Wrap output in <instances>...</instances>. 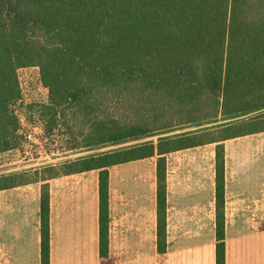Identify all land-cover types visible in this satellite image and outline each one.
Returning a JSON list of instances; mask_svg holds the SVG:
<instances>
[{"label":"trees","instance_id":"1","mask_svg":"<svg viewBox=\"0 0 264 264\" xmlns=\"http://www.w3.org/2000/svg\"><path fill=\"white\" fill-rule=\"evenodd\" d=\"M29 66L49 90L38 105L46 131L66 114L85 125L81 155L65 172L101 170L102 253L108 167L156 154L161 240L164 154L197 144L190 140L201 132L170 133L221 119L232 129L264 111V0H0V153L20 144L18 70ZM223 159L218 147L217 264H225ZM10 177H0V188L17 183ZM41 211L42 264H50L45 187Z\"/></svg>","mask_w":264,"mask_h":264},{"label":"crops","instance_id":"2","mask_svg":"<svg viewBox=\"0 0 264 264\" xmlns=\"http://www.w3.org/2000/svg\"><path fill=\"white\" fill-rule=\"evenodd\" d=\"M218 147L224 157L225 264H264V129L164 154L161 240L159 155L109 166L105 255L100 169L49 174L55 159L22 165L15 157L18 148L0 153V177L19 171L33 176L0 188V264H42L44 187L49 194L50 264H217ZM156 156L152 169L150 159Z\"/></svg>","mask_w":264,"mask_h":264},{"label":"rangeland","instance_id":"3","mask_svg":"<svg viewBox=\"0 0 264 264\" xmlns=\"http://www.w3.org/2000/svg\"><path fill=\"white\" fill-rule=\"evenodd\" d=\"M18 78L22 90V101L17 104L20 111V118L23 127L26 128L27 132L34 131L36 134V142H28L25 140L22 132V138L18 146V151L12 156L17 157L22 165H30L36 162H42L46 159H55L57 162L56 167L50 173H63L69 169L66 165L68 160H72L81 155L79 149L84 142L83 133L85 132V125L71 120V115L66 117H60L58 124L51 132H47L45 129V121L38 114L39 104H46L49 99V90L45 87L40 79V70L37 66H29L20 68L18 70ZM264 111L256 114H251L243 117L237 125L232 129H222L223 124L231 120H218L215 123H206L198 127H181L170 134H178L181 132L190 131V133L202 132L198 135L199 137H193L191 142H200L203 140L217 139L224 136L235 135L242 131L250 129H262L264 128ZM128 117L132 118V115ZM235 120V119H233ZM249 122V123H248ZM197 130V131H196ZM159 136H154L149 139L157 141ZM179 145L177 143L173 145H166L165 148L175 147ZM78 147L70 149L71 147ZM112 147L105 148L109 150ZM17 149V148H16ZM14 150V149H13ZM2 157H0V161ZM157 160L150 159L153 164ZM1 169V168H0ZM152 174H154L152 170ZM32 172L19 171L15 175H12L7 182H23L31 179ZM178 233V232H177ZM176 235L173 232V236Z\"/></svg>","mask_w":264,"mask_h":264},{"label":"built area","instance_id":"4","mask_svg":"<svg viewBox=\"0 0 264 264\" xmlns=\"http://www.w3.org/2000/svg\"><path fill=\"white\" fill-rule=\"evenodd\" d=\"M22 134L28 142H36V134L34 131L27 132L26 128H24L22 131Z\"/></svg>","mask_w":264,"mask_h":264}]
</instances>
